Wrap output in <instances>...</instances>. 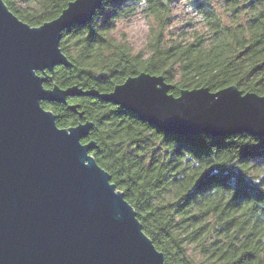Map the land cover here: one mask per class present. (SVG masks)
Returning a JSON list of instances; mask_svg holds the SVG:
<instances>
[{"label":"trees","instance_id":"trees-1","mask_svg":"<svg viewBox=\"0 0 264 264\" xmlns=\"http://www.w3.org/2000/svg\"><path fill=\"white\" fill-rule=\"evenodd\" d=\"M3 1L36 26L70 0ZM176 3L197 17L179 37L170 35ZM137 13L148 34L135 50L114 31ZM59 47L71 65L48 72L46 87L77 84L103 93L146 71L162 75L174 95L231 84L264 94V0H103L89 21L62 31ZM41 104L59 127L92 122L81 141L94 142L90 154L133 206L165 264H264V136L167 133L91 95ZM69 104H78L76 111Z\"/></svg>","mask_w":264,"mask_h":264},{"label":"water","instance_id":"water-1","mask_svg":"<svg viewBox=\"0 0 264 264\" xmlns=\"http://www.w3.org/2000/svg\"><path fill=\"white\" fill-rule=\"evenodd\" d=\"M102 1L70 0L55 18L32 26L0 0V264H165L133 206L90 154L94 142L81 141L92 122L59 127L42 101L91 95L167 133L264 136V94L235 84L174 95L162 75L140 71L109 92L46 87L48 72L71 65L59 47L62 31L89 21Z\"/></svg>","mask_w":264,"mask_h":264},{"label":"rangeland","instance_id":"rangeland-1","mask_svg":"<svg viewBox=\"0 0 264 264\" xmlns=\"http://www.w3.org/2000/svg\"><path fill=\"white\" fill-rule=\"evenodd\" d=\"M220 2V0H217ZM172 23L170 26V35H181L182 31L188 30V19L191 23L195 24L197 19L196 15L189 9L183 6L182 3H176L172 10ZM115 36H126L135 50L144 45L148 34V23L141 13H137L130 19L121 20L118 22L114 31Z\"/></svg>","mask_w":264,"mask_h":264},{"label":"snow or ice","instance_id":"snow-or-ice-1","mask_svg":"<svg viewBox=\"0 0 264 264\" xmlns=\"http://www.w3.org/2000/svg\"><path fill=\"white\" fill-rule=\"evenodd\" d=\"M73 2H75V0H73ZM237 259L242 260V257H238Z\"/></svg>","mask_w":264,"mask_h":264}]
</instances>
